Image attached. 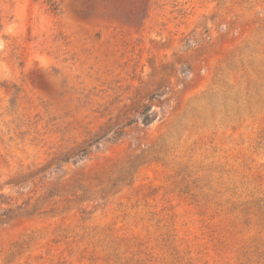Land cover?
<instances>
[{"label": "rangeland", "instance_id": "1", "mask_svg": "<svg viewBox=\"0 0 264 264\" xmlns=\"http://www.w3.org/2000/svg\"><path fill=\"white\" fill-rule=\"evenodd\" d=\"M0 264H264V0H0Z\"/></svg>", "mask_w": 264, "mask_h": 264}, {"label": "trees", "instance_id": "2", "mask_svg": "<svg viewBox=\"0 0 264 264\" xmlns=\"http://www.w3.org/2000/svg\"><path fill=\"white\" fill-rule=\"evenodd\" d=\"M143 108L141 110H139V115H140V119L142 120V123L143 124H148L151 120H152V117H151V114L150 112L152 111L151 107H146V105H143L142 106ZM119 124H117L118 126ZM120 128V127H118ZM118 130H115V133H117ZM91 141L95 142L97 141V138H91ZM90 143H87V146H89ZM80 152L82 153H85L86 152V148H82L80 149ZM61 161H66L65 159H60Z\"/></svg>", "mask_w": 264, "mask_h": 264}]
</instances>
